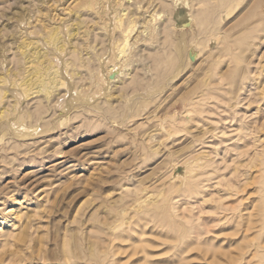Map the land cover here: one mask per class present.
<instances>
[{"label": "rangeland", "instance_id": "374dc122", "mask_svg": "<svg viewBox=\"0 0 264 264\" xmlns=\"http://www.w3.org/2000/svg\"><path fill=\"white\" fill-rule=\"evenodd\" d=\"M0 65V264H264V0H0Z\"/></svg>", "mask_w": 264, "mask_h": 264}, {"label": "bare ground", "instance_id": "6f19581e", "mask_svg": "<svg viewBox=\"0 0 264 264\" xmlns=\"http://www.w3.org/2000/svg\"><path fill=\"white\" fill-rule=\"evenodd\" d=\"M92 1V0H91ZM129 2V1H128ZM124 7V6H123ZM123 10V9H122ZM124 10H126V8L124 7ZM122 14H121V16L119 17V15H120V13H119V15L117 16V17H119L118 18V21H117V23H116V27L119 29V34H120V36H121V38L120 39H118V41L116 42V49H117V55L118 56H121V57H123V56H125V53H126V47H127V45L129 44V39H130V37H131V33H130V31H131V27L134 25V18L132 19V17L131 18H129L128 16H127V13H125V12H121ZM53 16V15H52ZM38 17V16H37ZM116 17V18H117ZM125 19H127L128 21H129V24L128 25H125ZM37 20V19H36ZM45 24V23H44ZM43 28V27H42ZM56 28H58V27H56ZM145 29H147V27H145ZM31 31H33V30H31ZM56 31V30H55ZM50 32V31H49ZM59 32V31H58ZM143 32H145V30L143 31ZM48 33V32H47ZM42 35H43V33H42ZM41 35V36H42ZM40 36V37H41ZM44 36V35H43ZM45 37V36H44ZM47 37V36H46ZM59 37H60V34H58V33H56V32H54V31H52V32H50L49 34H48V38L47 39H49L48 41H50V42H57V40L59 39ZM24 40H25V38H24ZM43 40H44V38H43ZM46 42H47V40H46ZM49 42V43H50ZM115 42V40L113 41V43ZM25 45L24 46H26V48H27V45H30V44H32L31 42L29 43V42H25L24 43ZM32 46V45H31ZM28 50V51H27ZM27 50H24L23 52H22V55L23 56H20V62L22 63V64H25V70L26 71H29L30 69L29 68H32V69H35V68H37V66H38V64H37V58H38V54H36L37 52H35V51H33V52H30L29 51V49H27ZM31 50V49H30ZM36 50V49H35ZM19 53V52H18ZM16 55V54H15ZM117 57V56H116ZM118 58V57H117ZM4 61V60H3ZM18 61V62H19ZM2 64V63H1ZM18 65V64H17ZM1 66V65H0ZM19 67V66H18ZM23 68V67H22ZM4 69V68H3ZM16 69H17V66H16ZM29 69V70H28ZM1 70V69H0ZM9 70V69H8ZM14 71V70H13ZM10 72V71H9ZM57 73V72H56ZM55 73V74H56ZM0 74H1V71H0ZM8 74V73H7ZM12 74V73H11ZM9 76H10V74H8ZM57 75V74H56ZM16 76V75H15ZM18 76V75H17ZM52 80L50 81V82H48V81H46V79H43V81H42V83H41V86L43 87V89H45L46 90V92H51L54 88H56L57 86H58V84H60L61 83V81H60V83H59V80H54V77L53 78H51ZM11 81V80H10ZM5 82V77L4 76H2V74H1V77H0V83H4ZM57 83V84H56ZM55 84H56V86H55ZM3 85V84H2ZM0 86H1V84H0ZM5 86V85H4ZM3 89V88H2ZM2 94H4V93H2ZM0 97H2V96H0ZM4 99V98H3ZM2 102V101H1Z\"/></svg>", "mask_w": 264, "mask_h": 264}]
</instances>
